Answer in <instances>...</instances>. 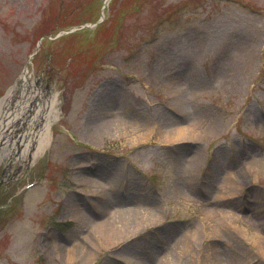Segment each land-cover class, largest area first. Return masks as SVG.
Wrapping results in <instances>:
<instances>
[{"label": "rangeland", "instance_id": "374dc122", "mask_svg": "<svg viewBox=\"0 0 264 264\" xmlns=\"http://www.w3.org/2000/svg\"><path fill=\"white\" fill-rule=\"evenodd\" d=\"M48 1L0 0V96L27 69L57 99L39 184L0 195V264H264V0H112L97 30L104 0Z\"/></svg>", "mask_w": 264, "mask_h": 264}, {"label": "bare ground", "instance_id": "6f19581e", "mask_svg": "<svg viewBox=\"0 0 264 264\" xmlns=\"http://www.w3.org/2000/svg\"><path fill=\"white\" fill-rule=\"evenodd\" d=\"M23 79V84L25 86L28 85V81H27V78L24 76L22 77ZM21 92L24 93V88L22 87L21 88ZM25 95V94H24ZM38 97L40 98V101L44 102V103H38V106H39V109L44 112V116H42V120L40 121L39 123V126H44L46 132L47 130L49 129L50 127V122H51V119L50 117H53V119H55L56 117V114L54 113L53 111V108H54V105H55V97H52V98H49V99H45V97L42 95L41 92H39L38 94ZM22 110L25 112V108H26V103H22ZM25 115V114H24ZM24 115L23 117L20 119V124H23V118H24ZM174 123L176 124V121L174 120ZM100 124V128L102 130H104V127H112L113 123L111 121H105L103 123H99ZM110 129V128H109ZM109 129H105V130H109ZM42 130L43 128L40 127V132H39V135H42L41 138L43 137V134H42ZM159 131V130H158ZM152 132V131H151ZM160 134L158 135L159 138L158 139H162L163 141H178V140H181L183 139L184 137L186 138L187 134L189 131L186 130V128L182 127V126H179L176 124V127L174 130H172L171 132H167V133H164L162 132L161 130L159 131ZM150 134V133H149ZM149 134H137L136 132H130L129 134H127V136L129 137V141L131 143V146H133L134 144L140 142V141H143L144 139H147ZM15 138V136L13 137V139ZM2 139H0L1 141ZM48 142V140L46 139L43 143H40V141L38 142V148L40 150L44 149L46 147V143ZM82 179L86 180L87 181V185H90L92 187H98V184H97V181H96V178L94 177H83ZM226 191H229V194L230 195H234V192L230 191L229 188L225 190ZM132 220V219H131ZM135 221H130V225L134 224ZM101 224V223H100ZM128 225L126 227V229L128 230L129 229V226ZM105 237L104 238H107V237H110L113 236L115 233V222H113V220H110V218H107L106 219V222L102 225H100ZM213 234L217 237H220V238H223V233L227 232L225 229L221 228V231H218L217 229L215 230H212ZM53 234H50V236H52ZM101 238V237H100ZM184 238V237H183ZM234 239L236 240L237 244H245L243 240H241V238H236L234 237ZM110 240V239H109ZM254 239H252L253 241ZM185 241L187 242L185 245L186 246H190L192 241H193V238L191 236H187L185 238ZM184 241V242H185ZM83 245V243L81 244ZM78 247H81V246H78ZM78 251H81V248H77L76 249L74 247H71L69 249H66L65 248V252H66V256H68L67 258H76L77 256H79L78 254ZM85 251V250H84ZM83 251V252H84ZM89 250H87L88 252ZM206 257L208 259H212V254H206ZM161 262H163V264H165L167 261H166V255H161L160 257L157 258L156 262L152 263V264H160ZM228 262V260H227ZM230 263V262H229ZM167 264V263H166Z\"/></svg>", "mask_w": 264, "mask_h": 264}]
</instances>
